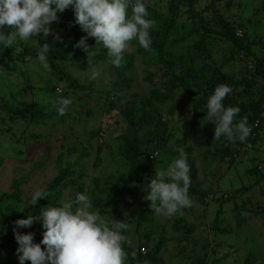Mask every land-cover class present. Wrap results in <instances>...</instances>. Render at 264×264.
<instances>
[{
	"label": "trees",
	"instance_id": "1",
	"mask_svg": "<svg viewBox=\"0 0 264 264\" xmlns=\"http://www.w3.org/2000/svg\"><path fill=\"white\" fill-rule=\"evenodd\" d=\"M256 1L257 4L251 6V16L242 19L239 14L243 12L245 4L235 0H145L148 18L155 21L154 28L150 29L149 50L140 47L135 40L129 42L120 66L116 67L110 62L106 50L101 45H95L94 38H86L90 49L93 47L95 51L90 64L105 62L112 74L105 90L95 88L93 82L80 81L67 70L73 65L89 64L87 53L74 46L82 36H86V33L75 23L71 7L62 13L58 12V19L50 24L51 32L45 38L50 48L48 69H44L40 64L36 46L32 43L17 42L11 48L0 49V73L4 71L11 75L16 72L17 76H25L22 85L16 88V84H12L8 87L7 95L0 94V135H7L9 132V139H13L14 143L22 140L23 145L46 144V152L49 151L52 146L49 144V136L53 135L58 125L71 126L68 122L74 119L76 123L84 125L87 117L94 111L89 104L78 108L71 103L63 115H58L56 102L60 97L68 98L70 90L97 94L96 105L107 119L102 125L84 131L88 135L84 141L71 145L61 143L63 151L56 156L55 174L46 182L43 191L40 192L43 197L37 198L35 205L33 197L23 198L22 195L29 180L36 175V168L42 165V162L39 165H31L27 175L11 179L8 189L1 195L5 201L0 203L1 264H19L14 229L21 233L31 232L34 243H39L42 239L43 228L38 220L29 227L18 228L15 225L17 219L26 218L28 214L38 216L41 207L50 203L59 204L63 193L72 192L73 195L68 198L72 199L76 193H83L86 188L94 205L93 210L98 211L106 221L124 223V211L134 202L137 191L143 189L136 202L134 231L132 234L128 231L124 233L131 242L124 245L126 263L167 264L162 252L167 249L168 242H175L174 248L177 253L174 255L182 264H214V261L206 256H198L190 251L195 224L187 223L183 216H177L171 223V228L177 233L182 231V235L166 236L165 227H162L157 240L151 242L157 228H148L147 225L152 221L155 212L150 207V201L145 199L146 187L143 184L149 183L154 176L159 151L167 150L170 154L176 155L174 149L177 147H182L187 155L189 198L193 197L199 203L207 204L209 200L235 198L249 189L251 184L258 186L264 180V153H256L259 149L258 141H264V31L260 35L253 30L254 25L264 28V0ZM252 16L257 17L254 19ZM237 29L242 31L241 36L236 34ZM33 39L44 43L43 37ZM216 42L219 44L218 47L222 42L226 46L222 51H215L216 54L221 52L220 61L213 53ZM141 55H147L155 61L157 73L145 69L144 79L151 87L145 93L132 92L124 98L123 89L128 87L132 80L128 71L133 67L134 59ZM26 62H35L46 76L49 74L55 80L61 81L63 92L55 90L57 85L36 87L31 84L17 64ZM231 64L234 65V70H225V67ZM218 84H226L232 89L231 93L225 96L223 103L225 106H237L240 109L234 123L241 117L247 118L251 132L244 142L238 139L229 141L223 136L219 139L214 138L215 121H208L206 101ZM27 88L31 101L25 108L16 104V94H23ZM43 90L54 91L56 99L46 96L39 99L40 94L37 95L35 92ZM178 92H181L180 97ZM101 95L103 100L100 103L98 100ZM44 99L48 100L46 104L42 103ZM79 99L80 102L85 100ZM168 101L171 102L167 111H159L156 105H163ZM179 113L187 116L181 127L194 135V144L197 148L205 152H210L214 148L212 155L231 164L241 163L242 158L252 152L251 157H248L252 159V163L246 165L245 170L254 176V183L241 185L218 197L214 192L210 196L209 191L198 188L197 168L191 156L192 147L185 146L180 138H175L169 146L173 138L170 120L179 116ZM116 114L122 122V127L115 138L119 141L117 153L124 169L106 182L93 177L90 182L93 186L86 184L85 177L88 173L82 165V160L88 158L94 148L95 164L99 161L102 150L100 143L105 137L103 125L115 119ZM16 123L23 126L22 130L15 129ZM17 152L23 150L18 148ZM208 155L209 153L206 154ZM259 191L261 192V189ZM249 202L252 204L249 198H244L239 203H234L232 208L236 213L234 216L236 223L237 221L241 223L242 216L248 220L264 217V197L263 201H256L254 206ZM22 203H25L27 208L18 211ZM247 205L249 207H246ZM217 219L216 214L214 227L219 229ZM41 248L43 250L44 245H41ZM24 264H30V261L25 260ZM242 264H256V257L248 254Z\"/></svg>",
	"mask_w": 264,
	"mask_h": 264
},
{
	"label": "rangeland",
	"instance_id": "2",
	"mask_svg": "<svg viewBox=\"0 0 264 264\" xmlns=\"http://www.w3.org/2000/svg\"><path fill=\"white\" fill-rule=\"evenodd\" d=\"M235 1H240L242 4H245L243 12L239 14L242 19L251 16L252 7L258 2H255V0ZM256 17L257 16H252L254 19ZM253 27V30L257 34H263L262 31H264V28L262 26L254 25ZM224 45L225 43L222 42L220 43V47H218V42L214 43V57H216L219 61L221 52L216 54L215 51H222L226 47ZM17 64L19 69L26 74V78L31 84L36 87L46 85L54 87V85H57L55 90L57 92H63V87L60 86V83L62 82L55 80V78L49 74L46 76V74L38 68L35 62ZM157 68L158 67L155 66V61L147 55H141L135 58L133 61V67L130 71H128V75L132 78V80L130 81L128 87H124L123 97L127 98V96L132 92H137L139 94L147 92L151 85L144 79L145 69L151 72H156ZM67 70L71 72L72 75L76 76L80 81L93 82L94 87L101 90H105L107 88L112 77L109 68H107L105 62L102 61L93 65H73L68 67ZM93 70H97L99 72V75L95 79L91 78ZM225 70L233 71L234 65L231 64L230 66H226ZM13 74H11V76L10 73L4 71L0 73V94L7 95L8 87L12 84H16V88L18 85L23 84L25 76H17L16 72ZM16 88L14 87L13 90ZM35 93H37V95L40 94L38 97L39 99L43 96L56 99V94L54 91L52 92V90H49L48 92H45L44 90L42 92L37 91ZM179 94H181V92H178V97H180ZM97 97L98 95L94 92H92V94H86L74 90L68 91V98L72 99V104L76 105L78 108L79 106L86 107L89 104L94 108V111L87 117V122L84 125L76 123V119L68 122L71 126L58 125L55 128L56 131H53V135L49 136V144L52 146L47 152L46 144L42 146H34L33 144L23 145L21 144L22 140L14 143L13 139H9V132L7 135H0V203H4L5 201V198L1 197V195L8 189L11 179L27 175L29 173V167L34 164L39 165L40 162H42V165L40 164V166L36 168V175L29 180L22 197H33L36 192L43 191L46 182L55 174L54 163L56 156L61 150L63 151V147H60L61 143L71 145L77 144L78 141H84L88 137L84 131H88L92 127H98L102 125L104 120H107L105 115L99 111V107L96 105L95 98ZM102 97V95L99 97L100 101L98 100V102H102ZM79 98H83L85 100L80 102ZM30 101L28 88L23 94H16L17 105L26 108L30 105ZM47 102L48 100L45 101L44 99L42 103L46 104ZM170 102L171 101H168L163 105L159 104L156 106L159 111L166 112ZM178 115L179 116L170 120L173 138L170 140L169 146L172 145L175 138H180L184 141L185 146L192 147L191 156L194 159L197 168V181L199 182L198 188L205 190L206 192L209 191V194L214 192L218 197L222 194L231 192L241 185L254 183V176H251L245 170L247 167L246 165L252 163V159L248 158L251 157L253 154L252 152L248 154L249 156H244L241 163L231 164L225 160L218 159L215 155H212L213 153H211L214 151V148L210 152H205L204 150L197 148L194 144V135L189 130H183L181 127L182 122L185 118H187V116L180 113ZM114 118L115 119L109 121L108 124L105 123V125H103L105 137L100 143L102 150L100 152L99 161L95 164L94 148L92 149L91 155L82 160V165L88 173L85 177L86 184H90L93 177H98L103 182H106L108 179L120 174L124 169L123 162L117 153V145L119 141L115 138V135L120 130L119 128L122 127V122H120L121 118L119 115L116 114ZM115 121H118V123ZM22 127V125L17 124L15 129L20 131L22 130ZM56 136H58V140H56ZM93 141L96 143L95 140ZM257 145L256 146L259 149L256 153H264V141H258ZM18 148L22 149L23 152H17ZM207 153H209L208 156H206ZM177 156L178 153L176 155H172L167 150L159 151V161L156 170L165 169L168 163ZM260 183L258 186L251 184L249 189L243 191L242 195H237L235 198H223L218 199L217 201L209 200L207 204L199 203L198 200L191 197L190 200L192 203L190 207L183 208L170 217L154 213L152 215V221L147 225L148 228H157L154 235H152L153 241L151 242L157 240L162 227H165L166 236L177 237L182 235V231L177 233L171 228V223L173 219L175 220V218H177V216H183L187 223L195 224V229L192 233L193 241L190 242L191 245L189 246L190 251H192L195 255L202 257L206 256L208 259L214 261V264H242L244 257L248 254H252L256 257V264H262L264 262V217H256L253 218V220H248L247 217L242 216L240 218L241 223H238V221L236 223L234 218L236 213L232 208L235 202L239 203L244 198L250 199L252 202V204L249 202L251 206H254L258 200L263 201L264 180ZM147 184L148 182H144L143 185L146 187ZM90 185H92V183ZM259 189H261V192ZM142 192V188L137 191L134 202L127 210L124 211L125 223L128 225L127 231L129 234H132L134 231V218L137 213L136 202L139 199V194ZM83 194H86L91 198L87 188ZM72 195V192L63 193L61 201L68 200V198ZM24 206L27 208L26 204L22 203L19 209ZM25 207L24 209L26 210ZM246 207H249V205ZM217 209H219V212H217ZM216 214L218 217L217 225L222 230L214 227V218ZM174 246L175 242H168L167 249L162 252V257L168 262H166L167 264H182V261H178L179 258H176L174 255L177 253ZM126 264L129 263L127 262Z\"/></svg>",
	"mask_w": 264,
	"mask_h": 264
},
{
	"label": "clouds",
	"instance_id": "3",
	"mask_svg": "<svg viewBox=\"0 0 264 264\" xmlns=\"http://www.w3.org/2000/svg\"><path fill=\"white\" fill-rule=\"evenodd\" d=\"M69 7L75 23L86 33L74 46L87 53L89 64L95 51L86 43L87 37L94 38L95 45L106 50L116 67L120 66L129 42L135 40L140 47L150 49V29L154 28L155 21L148 18L145 0H0V49L11 48L17 42L32 43L40 64L48 69L50 48L45 38L51 32L50 24L58 19L57 13ZM33 37H43L44 43ZM98 75L99 72L93 70L91 78ZM231 91L226 84L215 86L206 101V114L208 121H215V139L223 136L229 141L244 142L251 132L247 118L241 117L234 123L240 109L223 103ZM71 103V98H58L57 114L63 115ZM174 151L178 156L165 169L155 170L145 189V199L150 201L152 210L168 217L192 203L188 195L190 177L186 154L182 147ZM40 197H43L40 192L33 195L34 205ZM24 207L18 211H23ZM93 207L92 199L78 192L72 199L41 207L38 216L28 214L26 218L17 219L18 228L29 227L37 220L43 228L39 243L33 242L31 232L14 229L19 264H24L25 260L30 264H126L124 245L131 243L124 234L128 225L106 221ZM41 245H44L43 250Z\"/></svg>",
	"mask_w": 264,
	"mask_h": 264
},
{
	"label": "built area",
	"instance_id": "4",
	"mask_svg": "<svg viewBox=\"0 0 264 264\" xmlns=\"http://www.w3.org/2000/svg\"><path fill=\"white\" fill-rule=\"evenodd\" d=\"M236 34L239 35V36H241L242 35V31L240 29H237L236 30Z\"/></svg>",
	"mask_w": 264,
	"mask_h": 264
}]
</instances>
